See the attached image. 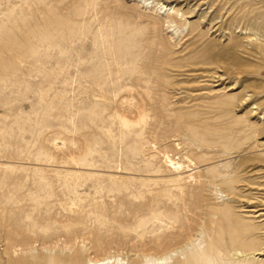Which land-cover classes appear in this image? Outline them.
Masks as SVG:
<instances>
[{
    "label": "rangeland",
    "instance_id": "obj_1",
    "mask_svg": "<svg viewBox=\"0 0 264 264\" xmlns=\"http://www.w3.org/2000/svg\"><path fill=\"white\" fill-rule=\"evenodd\" d=\"M0 264H264V0H0Z\"/></svg>",
    "mask_w": 264,
    "mask_h": 264
},
{
    "label": "bare ground",
    "instance_id": "obj_2",
    "mask_svg": "<svg viewBox=\"0 0 264 264\" xmlns=\"http://www.w3.org/2000/svg\"><path fill=\"white\" fill-rule=\"evenodd\" d=\"M164 158H165V162L167 163L166 167L168 168V171L170 172V180H174V182H179V181H183L185 179V181L190 180L193 178V176L191 174H188L187 176H183L184 172V165L181 163V161L175 158H173L171 155H169L168 153H164L163 154ZM186 159L188 160V162H192L191 159H189L188 157H186ZM189 164L186 165V168H189ZM112 176H116V174H111Z\"/></svg>",
    "mask_w": 264,
    "mask_h": 264
}]
</instances>
